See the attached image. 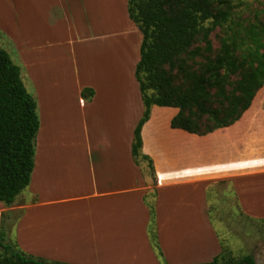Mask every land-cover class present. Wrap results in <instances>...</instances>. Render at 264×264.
Returning <instances> with one entry per match:
<instances>
[{
	"label": "crops",
	"instance_id": "crops-1",
	"mask_svg": "<svg viewBox=\"0 0 264 264\" xmlns=\"http://www.w3.org/2000/svg\"><path fill=\"white\" fill-rule=\"evenodd\" d=\"M101 1L35 0L46 7L48 31L29 26L26 43L15 38L37 91L40 128L31 196L0 202V221L22 209L19 248L49 261L161 264L148 232L153 195L167 264L211 262L222 251L209 214L212 187L228 183L240 210L264 220V87L239 121L205 135L172 127L178 107L154 105L141 132L154 167L146 173L132 155L144 112L135 76L143 34L128 0H119V21L94 25L86 6ZM87 87L90 99L82 96ZM64 116L76 127H51Z\"/></svg>",
	"mask_w": 264,
	"mask_h": 264
},
{
	"label": "trees",
	"instance_id": "trees-1",
	"mask_svg": "<svg viewBox=\"0 0 264 264\" xmlns=\"http://www.w3.org/2000/svg\"><path fill=\"white\" fill-rule=\"evenodd\" d=\"M216 3L223 0H128L129 16L143 34L135 76L144 112L134 130L132 155L138 165L146 162L151 173L153 161L142 153L141 132L154 105L178 107L172 127L205 135L239 121L264 87V8L247 25L232 19L231 33L222 38L215 59L208 61L202 72H186L188 88L174 85L172 69L184 68V56L200 52V47L192 49L199 39L205 40L208 52L212 51L210 35L231 20L230 12L215 8ZM239 73V79L232 78ZM228 85L232 87L229 92ZM211 89H216L217 98L226 100L221 106L208 105ZM94 93L92 88L82 90L85 99ZM39 128L37 98L27 89L21 66L0 46V202L8 206L30 185ZM147 204L150 241L165 264L158 242L155 203ZM5 229L2 221L0 264H68L22 251L6 239ZM218 263L256 264L253 255L236 258L224 247L211 262L199 264Z\"/></svg>",
	"mask_w": 264,
	"mask_h": 264
},
{
	"label": "rangeland",
	"instance_id": "rangeland-1",
	"mask_svg": "<svg viewBox=\"0 0 264 264\" xmlns=\"http://www.w3.org/2000/svg\"><path fill=\"white\" fill-rule=\"evenodd\" d=\"M19 2L21 4L20 6H14V0H0V46L6 49L10 53L13 60L21 66L22 77L27 89L35 95V97H37L35 85H33L34 83L32 84L30 80L25 62L21 55V49L18 44H16V39L22 42V37L24 39V36H27L26 34L29 31V26L30 28L40 26L42 30L45 28L47 29L46 31H48V26L44 21V11L46 10V7L37 5L35 0H20ZM214 6L217 9L229 11L231 20L227 22L224 27H218L210 35L212 51L208 52L205 49V40L199 39L192 49L200 47V52L195 56L188 54L185 55L181 61L184 68L181 67L172 69L171 73L173 75L174 85L177 87L185 89L188 88L190 85L186 72H202L208 61L214 60L220 53L222 38L231 33L229 26L234 24L232 19L246 25L251 23L255 19L256 12L264 8V2L263 0H223L222 4L218 5L216 3ZM119 7L121 8L119 0H108V3L104 0V2L101 1L98 5L89 7L86 6V10H88V12L90 11L91 16L89 17L93 20L94 25H97L99 22L103 25V21L105 22V20L108 19L109 22H112L113 18L116 19V21H119L121 17ZM108 13L110 14L108 15ZM107 16H109V18ZM96 29L103 31V28L100 26ZM24 42L26 43V38L24 39ZM240 77L241 73L233 76L232 78L236 80ZM63 87V85H60L54 89L62 90ZM231 88V86H227L228 92ZM68 93H70L68 96L71 97H74L75 95L73 91ZM61 94L63 95V93ZM215 94L216 89H211V101L208 105L212 107L221 106L222 101L225 102L226 100L221 97L217 98ZM62 95L58 94V96ZM70 105H72L71 102ZM57 119L52 120L53 124L51 127H60L58 126V123L60 122H62V126H65L67 129L76 127V118H65L64 116V118H60L59 120ZM50 133H52V131ZM63 137L68 138L69 135ZM73 137L75 138L74 135ZM49 139L53 140V135L52 137L50 135ZM140 166L143 171L150 174V169L146 162H142ZM230 187L231 186L226 182L224 184L219 183L218 185L212 187L209 191V214L213 226L216 229V233L219 236L221 246L228 249L231 255L236 258H241L244 255L250 254L254 256L256 264H264V220L252 219V217L245 215L244 212L240 210L238 203H236L235 200L237 199L234 198L235 192ZM23 194L31 196L30 189H25ZM152 200L153 195H150L149 201L152 202ZM21 212L22 209L19 208L13 210L11 214L5 213L4 217L2 214L0 221V230L2 221H4L6 239L18 248L17 232L14 224ZM9 215H12V217ZM163 259L164 263L167 264L164 255Z\"/></svg>",
	"mask_w": 264,
	"mask_h": 264
}]
</instances>
